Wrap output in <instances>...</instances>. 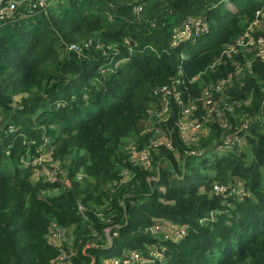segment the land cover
<instances>
[{
  "label": "trees",
  "instance_id": "trees-1",
  "mask_svg": "<svg viewBox=\"0 0 264 264\" xmlns=\"http://www.w3.org/2000/svg\"><path fill=\"white\" fill-rule=\"evenodd\" d=\"M257 14L264 0H54L0 21V264L132 251L264 264V43H234L264 37ZM191 16L207 30L178 40ZM238 99L251 108L224 105ZM179 104L193 130L178 127Z\"/></svg>",
  "mask_w": 264,
  "mask_h": 264
},
{
  "label": "built area",
  "instance_id": "built-area-1",
  "mask_svg": "<svg viewBox=\"0 0 264 264\" xmlns=\"http://www.w3.org/2000/svg\"><path fill=\"white\" fill-rule=\"evenodd\" d=\"M49 0H36V2H31L30 0H0V21H5L9 18H11L14 14L16 9L19 6L28 7L30 10L32 8H45L48 5ZM258 15V14H257ZM259 16V15H258ZM259 18V17H258ZM261 19H264L261 16ZM260 18L257 20H261ZM190 20V19H188ZM254 19L253 28L259 29V31L264 33V23L260 26ZM190 21L182 22L181 26L177 29V33L174 34V36L177 37L178 40L185 39L189 37V35H186L185 38H179L178 35H181L182 29L189 30L190 29ZM259 23V22H258ZM195 29H202L201 22L199 20L194 21ZM176 40V38H175ZM234 43H264V37H259L257 40H254V37H251V33H243L241 34ZM259 56L264 57V52L259 53ZM180 111L179 115L183 116L185 115L186 111L184 112L181 105L179 104ZM178 110V109H177ZM181 125V124H180ZM243 128L246 127V125L242 126ZM227 142H230V139L227 138ZM158 227L154 228V230H157ZM116 234V230L112 231L110 228H107L105 230V235L107 238L108 245L111 244V237ZM174 234L177 236L180 235L178 232H174ZM160 256L159 252L156 253V251H150L149 256L147 257H141L140 253L137 251H132L129 253L128 256L126 255H120V254H114L107 261H103L104 264H151L153 263L154 259Z\"/></svg>",
  "mask_w": 264,
  "mask_h": 264
},
{
  "label": "rangeland",
  "instance_id": "rangeland-1",
  "mask_svg": "<svg viewBox=\"0 0 264 264\" xmlns=\"http://www.w3.org/2000/svg\"><path fill=\"white\" fill-rule=\"evenodd\" d=\"M225 1H227V0H225ZM52 3H54V0H50V2L48 3V5L49 4H52ZM56 3H57V1H56ZM259 16L258 15H256L255 16V21H257L259 18H258ZM191 18V21L193 20L192 19V16L190 17ZM187 21H190V20H187ZM202 21V20H201ZM204 22V20L202 21V23ZM259 21H257V23H258ZM195 25L193 24V25H190V29L189 30H184V29H182V31H181V35H178V37L179 38H182V37H185L186 35H191V34H193V35H195V36H197L200 32H202L203 30L204 31H206L207 30V26H203V29H195L194 31L192 30V27H194ZM236 41V38H235V40H234V42ZM244 85V83H240L239 84V88H242L241 86H243ZM225 92V91H224ZM224 92H222V93H220V97H218V99H219V101L220 100H222L223 99V96H224ZM240 99V98H239ZM234 100V101H232L231 103H225L224 105L227 107V108H231L232 107V105H237V106H239L240 105V103L241 104H243V103H245L247 106V108L248 109H250L251 108V99H249V100H245V101H241V100ZM16 100L17 99H15V101H14V103H16ZM162 102H163V100H162ZM217 104V103H216ZM163 105H164V108L162 109V111H163V113H161V112H159V111H155V115H157V116H164V121H168L169 120V118H170V111H171V108H172V106H171V103H164L163 102ZM175 105V107H177L178 106V104L177 103H175L174 104ZM215 109L217 110V111H219L218 110V108H217V105L215 106ZM230 110V109H229ZM230 112V111H229ZM243 112H244V110H243ZM209 114V113H208ZM231 116H233L234 117V120L233 121H235V120H239V119H241L242 118V114H240V115H231ZM197 119H199V120H203V119H205V117H204V115L202 116V117H197ZM157 120H159V118H157ZM191 122V123H190ZM195 123H198L197 121H196V118H193L192 116H190V119H188L187 117H186V115H184V117L181 119V122L179 123V128H184V129H187V128H191V125L192 126H196L195 125ZM181 124V125H180ZM192 130H193V128H191ZM166 135V134H165ZM164 139H167V138H169L168 137V135H166L165 137H163ZM169 142V140L168 141H166V143H168ZM42 155V156H41ZM41 155H39L38 156V158H37V160H38V162H44L45 160H48V157H49V155H48V153L47 152H45V153H42ZM45 155H48L47 156V158H44L45 157ZM131 158H133V157H131ZM142 158V157H141ZM45 171V173H46V175H48V177H49V174H54V173H51L48 169L46 170H44ZM48 173V174H47ZM52 179H53V176H52ZM234 183H233V185L231 184L230 185V187L231 188H233V186H235V188H233V189H230V191L231 192H233L235 189H238V190H240L239 188H241V185H243V181H241V180H238V179H236L235 181H233ZM221 192L223 193V194H225V193H227L228 192V189H229V187H221ZM241 191V190H240ZM245 190H243L242 189V192L239 194V197L240 196H243L244 194H245V192H244ZM128 194H124V196H122V198H121V201H122V199L124 198V197H126ZM80 201V200H79ZM122 203V202H121ZM79 204V208L80 209H82V207H83V204H81V202L80 203H78ZM87 210L88 211H90V212H95V213H97V215L98 216H100V217H102L103 218V221H109L110 219H109V217L107 218V217H104L103 216V214L100 212V211H97V210H95L94 208H92V207H89V209L87 208ZM113 215V214H112ZM118 225V224H117ZM116 225V226H117ZM152 232L153 233H151L152 235H157L156 234V230H154L153 228H152ZM93 233L95 234V231H93ZM169 233H171V232H166L165 234H169ZM45 234L46 235H48V237L49 238H51L52 237V235H53V237H58L59 235H65L64 234V231H62V230H57V231H55V229H53L52 227L50 228V227H48V231L47 232H45ZM75 236V233H71V238L72 237H74ZM96 236H98V235H96ZM95 243L94 242H92V243H89V244H86V246L85 247H92V246H98V245H94ZM119 244H117L116 246H118ZM99 250V251H98ZM72 251V253H73V249L71 250ZM96 251H98V257H99V259H101L102 257H103V255L105 254L103 251V249H101L100 247L99 248H96ZM112 252V251H111Z\"/></svg>",
  "mask_w": 264,
  "mask_h": 264
},
{
  "label": "clouds",
  "instance_id": "clouds-1",
  "mask_svg": "<svg viewBox=\"0 0 264 264\" xmlns=\"http://www.w3.org/2000/svg\"><path fill=\"white\" fill-rule=\"evenodd\" d=\"M228 8H230L231 10H232V12H236L235 11V9H234V7L232 6V5H230V4H228ZM135 9H137V10H140L141 9V6H138V7H135ZM191 20V19H190ZM196 20H199L200 22H201V27H202V29H203V26H206V23L205 22H203L202 23V19H193L191 22H190V25H193L194 24V21H196ZM202 20V21H201ZM183 22H185V21H183ZM187 22V21H186ZM195 27V26H194ZM204 31V30H203ZM202 31V32H203ZM201 33V32H200ZM245 128V127H244ZM154 229V228H153ZM167 231H169V232H171V233H169V234H165ZM164 232H163V234L166 236V237H168V235H172L173 237H175L176 238V235L174 234V231H170V230H165ZM178 233H180V235L179 236H177V238L178 237H180L181 235H182V231H178ZM112 255H110V257H111ZM109 259V257H106V258H104L103 260H105V259Z\"/></svg>",
  "mask_w": 264,
  "mask_h": 264
},
{
  "label": "crops",
  "instance_id": "crops-1",
  "mask_svg": "<svg viewBox=\"0 0 264 264\" xmlns=\"http://www.w3.org/2000/svg\"><path fill=\"white\" fill-rule=\"evenodd\" d=\"M236 137V136H235ZM238 138V137H237ZM108 260V258L107 259H105V261H107Z\"/></svg>",
  "mask_w": 264,
  "mask_h": 264
}]
</instances>
